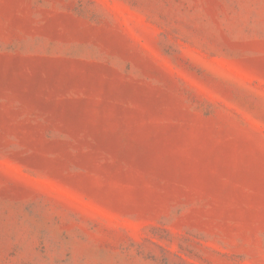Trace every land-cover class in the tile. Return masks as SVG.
<instances>
[{"label": "rangeland", "instance_id": "1", "mask_svg": "<svg viewBox=\"0 0 264 264\" xmlns=\"http://www.w3.org/2000/svg\"><path fill=\"white\" fill-rule=\"evenodd\" d=\"M0 264H264V0H0Z\"/></svg>", "mask_w": 264, "mask_h": 264}]
</instances>
